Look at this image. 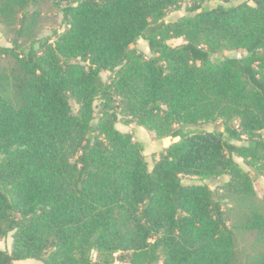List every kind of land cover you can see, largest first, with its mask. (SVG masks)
Returning <instances> with one entry per match:
<instances>
[{"label": "trees", "instance_id": "1", "mask_svg": "<svg viewBox=\"0 0 264 264\" xmlns=\"http://www.w3.org/2000/svg\"><path fill=\"white\" fill-rule=\"evenodd\" d=\"M181 1L69 0L53 42L1 48L16 67L0 89V264H264L235 259L217 189L181 179L227 174L254 194L233 154L264 171V0H193L166 21ZM120 117L175 139L151 169ZM202 122L217 127L182 128ZM249 224L264 230V211Z\"/></svg>", "mask_w": 264, "mask_h": 264}, {"label": "rangeland", "instance_id": "2", "mask_svg": "<svg viewBox=\"0 0 264 264\" xmlns=\"http://www.w3.org/2000/svg\"><path fill=\"white\" fill-rule=\"evenodd\" d=\"M69 0H0V89L7 90L3 83V77L15 69L14 58L11 54H4L1 48L11 47V40L17 38L21 47H27L31 42L38 47V41L42 39L53 42L54 30L59 31L63 25L61 22L60 7ZM193 0H182L180 4L170 9L166 15V21H174L187 13L186 8ZM244 0H206L204 5L213 7L217 4L232 5ZM23 12L27 13L24 22L20 23ZM182 38H173L168 40L170 45L182 43ZM135 47L148 54L147 42L139 38ZM245 53L242 49L226 47L221 50L220 55L224 57L240 56ZM101 77L107 81L108 71H102ZM76 106V105H75ZM125 117H120L116 127L123 132H130L133 140L143 146L142 154L147 163L148 169H151L153 163L157 160L159 153L175 139L170 137L158 138L155 133L134 122H126ZM216 123L202 122L183 126V130H212L216 128ZM233 159L252 178L254 194L249 198H239L237 195L227 190L226 183L229 180L227 174H222L212 178H202L197 175H182L183 184L205 183L213 189H217L221 199L222 208L225 211L227 223L234 236L235 259L240 263L250 262L261 256H264V230L256 229L249 224V217L253 211H264V171L256 173L242 158L233 154ZM11 233L0 240V248L10 250ZM22 262V263H19ZM14 264H43L41 261L26 259L15 261ZM114 264H118L115 261Z\"/></svg>", "mask_w": 264, "mask_h": 264}, {"label": "built area", "instance_id": "3", "mask_svg": "<svg viewBox=\"0 0 264 264\" xmlns=\"http://www.w3.org/2000/svg\"><path fill=\"white\" fill-rule=\"evenodd\" d=\"M91 257H92V258H94V257H95V253H94V252L91 254Z\"/></svg>", "mask_w": 264, "mask_h": 264}, {"label": "crops", "instance_id": "4", "mask_svg": "<svg viewBox=\"0 0 264 264\" xmlns=\"http://www.w3.org/2000/svg\"><path fill=\"white\" fill-rule=\"evenodd\" d=\"M19 263H22V262H19Z\"/></svg>", "mask_w": 264, "mask_h": 264}]
</instances>
